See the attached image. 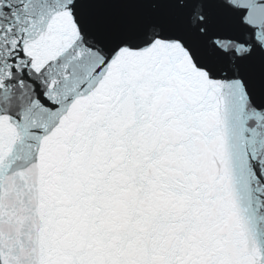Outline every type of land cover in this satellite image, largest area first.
<instances>
[{
    "label": "snow or ice",
    "instance_id": "obj_1",
    "mask_svg": "<svg viewBox=\"0 0 264 264\" xmlns=\"http://www.w3.org/2000/svg\"><path fill=\"white\" fill-rule=\"evenodd\" d=\"M0 264H264V0H0Z\"/></svg>",
    "mask_w": 264,
    "mask_h": 264
}]
</instances>
